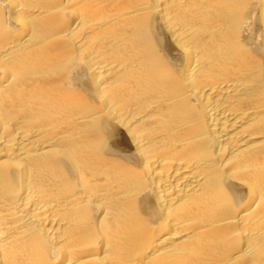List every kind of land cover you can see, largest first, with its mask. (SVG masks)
I'll list each match as a JSON object with an SVG mask.
<instances>
[{"label":"bare ground","instance_id":"6f19581e","mask_svg":"<svg viewBox=\"0 0 264 264\" xmlns=\"http://www.w3.org/2000/svg\"><path fill=\"white\" fill-rule=\"evenodd\" d=\"M0 264H264V0H0Z\"/></svg>","mask_w":264,"mask_h":264}]
</instances>
